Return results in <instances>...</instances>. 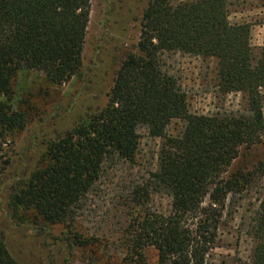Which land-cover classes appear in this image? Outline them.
I'll list each match as a JSON object with an SVG mask.
<instances>
[{
    "label": "trees",
    "instance_id": "16d2710c",
    "mask_svg": "<svg viewBox=\"0 0 264 264\" xmlns=\"http://www.w3.org/2000/svg\"><path fill=\"white\" fill-rule=\"evenodd\" d=\"M229 6L230 0H149L137 53L122 62L108 105L48 144L30 178L12 189V218L40 232L63 228L71 251L94 248L102 240L77 231L76 213L105 165L135 163L138 131L146 128L165 143L156 172L129 196L145 213L130 227L121 264H148L149 248L157 264H206L230 196L264 180V154L233 171L264 146V47L255 64L253 26L233 24ZM91 7L92 0H0V183L10 165L5 145L30 119L31 100L15 104L21 74H44L53 85L71 81L84 64ZM165 54L214 60L219 93L242 94L243 112L192 115L186 93L163 70ZM174 121L185 128L170 137ZM152 194L171 199L169 215L147 210ZM250 237L252 264H264V199ZM0 264H18L2 233Z\"/></svg>",
    "mask_w": 264,
    "mask_h": 264
},
{
    "label": "rangeland",
    "instance_id": "374dc122",
    "mask_svg": "<svg viewBox=\"0 0 264 264\" xmlns=\"http://www.w3.org/2000/svg\"><path fill=\"white\" fill-rule=\"evenodd\" d=\"M148 1L92 0L81 71L63 85L49 84L44 74L30 71H23L19 78L15 104L30 99L26 105L30 119L27 128L5 145L10 165L0 183V233L18 264H121L126 257L130 227L145 213L134 206L129 196L156 172L165 143L150 137L146 128L138 131L140 145L135 163L112 160L105 165L100 181L76 213L77 231L85 237L102 240L94 248L71 251L63 228L40 232L32 224H22L12 218L9 203L13 187L30 178L51 141L108 105L122 62L128 54L137 53L141 20ZM229 15L233 24L253 26L252 52L256 64L264 47L262 0H230ZM162 64L163 70L186 93L192 115L243 112L242 94L219 93L214 60L165 54ZM184 128L183 122L174 121L168 136L177 137ZM259 154H264V146L237 161L233 171L245 167ZM263 199L264 180H256L242 195L230 196L215 248L206 264H252L254 242L250 229ZM147 210L167 216L171 199L152 194ZM145 256L148 264H157L155 249H146Z\"/></svg>",
    "mask_w": 264,
    "mask_h": 264
}]
</instances>
